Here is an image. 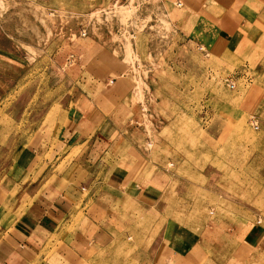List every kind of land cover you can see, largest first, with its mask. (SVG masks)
Segmentation results:
<instances>
[{
    "label": "rangeland",
    "instance_id": "374dc122",
    "mask_svg": "<svg viewBox=\"0 0 264 264\" xmlns=\"http://www.w3.org/2000/svg\"><path fill=\"white\" fill-rule=\"evenodd\" d=\"M180 5L0 0V55L23 59L17 67L0 61L7 78L0 80V185L14 180L30 136L54 130L77 88L90 91L99 73L116 82L114 102L122 105L108 115L110 140L66 149L57 162L87 187L74 223L102 187L139 184L145 171L164 177L155 193L142 191L137 204L120 207L122 219L132 214L126 237L134 246L125 237L123 247L110 240L98 253L89 248L84 256L92 264H163L187 235L200 236L212 257L240 264V237L264 225V51L247 35L264 29V11L258 24L232 32L205 10ZM230 22L237 27L239 18ZM8 189L16 194L14 184Z\"/></svg>",
    "mask_w": 264,
    "mask_h": 264
},
{
    "label": "crops",
    "instance_id": "0c3cea01",
    "mask_svg": "<svg viewBox=\"0 0 264 264\" xmlns=\"http://www.w3.org/2000/svg\"><path fill=\"white\" fill-rule=\"evenodd\" d=\"M179 2V8L190 13L205 10V16L222 20V23H226L225 28L232 32L239 27L258 24L261 21L260 14L264 11V0H234L230 7H224L222 0ZM236 3V14L229 16V10ZM235 17L239 18L238 26L232 27L230 21ZM251 34H255L252 45L264 51V29L248 31L247 35ZM0 58L3 65L8 67L13 64L17 67L18 62L23 61L13 52L1 54ZM97 76L93 80L100 83L97 82L90 90L94 95L90 97L89 90L78 87V93L70 98L67 112L55 129L46 133L35 131L30 136L14 164V180L7 182L6 187L0 185V264H92L84 256L89 248L91 252L98 253L102 245L110 240L118 241L121 247L123 243L134 246L128 243L131 234L127 220L132 214L129 211L127 220L122 219L120 207L126 203L137 204L136 199L142 191L155 193V187L162 188L159 181L164 177L157 178L155 175L146 178L145 171L139 184L130 180L127 184L114 185L111 189L108 186L111 191L105 192L102 187L103 190L96 196L92 192L91 197H95L91 198L88 210L85 209L79 221L74 223L78 217L76 208L82 202L87 187L69 174L70 168L57 170V162L66 149L84 142L110 140L112 137L113 123L108 115L122 105L119 101L114 102L118 98L119 87L116 82L109 84L110 79ZM5 79V76L0 75L1 83ZM1 94L0 89V100ZM12 184L15 185V195L8 189ZM91 204L98 207L96 212L95 206ZM199 237L187 235L163 264H231L230 257L225 260L207 254V248ZM121 238H125L123 243ZM114 247L118 249L116 245ZM223 251L225 253L227 250ZM234 254L240 259V264H264V225H252L240 237ZM113 260L106 261V264H131L129 261L122 263ZM97 264H100V259Z\"/></svg>",
    "mask_w": 264,
    "mask_h": 264
},
{
    "label": "bare ground",
    "instance_id": "6f19581e",
    "mask_svg": "<svg viewBox=\"0 0 264 264\" xmlns=\"http://www.w3.org/2000/svg\"><path fill=\"white\" fill-rule=\"evenodd\" d=\"M179 5V4H178Z\"/></svg>",
    "mask_w": 264,
    "mask_h": 264
}]
</instances>
